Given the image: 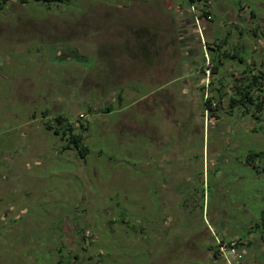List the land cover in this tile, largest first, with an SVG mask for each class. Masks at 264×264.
<instances>
[{
	"label": "rangeland",
	"instance_id": "rangeland-1",
	"mask_svg": "<svg viewBox=\"0 0 264 264\" xmlns=\"http://www.w3.org/2000/svg\"><path fill=\"white\" fill-rule=\"evenodd\" d=\"M217 43L245 61L214 76L212 112ZM254 64L264 0L2 2L0 264H228L222 238L232 264H264V158L245 160L264 113L227 97ZM60 116L86 158L46 129Z\"/></svg>",
	"mask_w": 264,
	"mask_h": 264
},
{
	"label": "trees",
	"instance_id": "trees-1",
	"mask_svg": "<svg viewBox=\"0 0 264 264\" xmlns=\"http://www.w3.org/2000/svg\"><path fill=\"white\" fill-rule=\"evenodd\" d=\"M9 0H0V8L2 7V2H8ZM45 2H60L63 3L66 0H41ZM198 1H207V0H189V3L192 5L196 4ZM238 4H242V0H237ZM208 11L204 8L201 12V17L208 16ZM213 52L212 55V66L210 68L212 79L208 82V89L204 85L203 88H206V94L203 95V105L209 111H215L217 107L213 106V103L218 100L219 102L224 99L225 91L224 88L229 84L228 81L222 80L221 78H214L216 74L221 73L224 68V64L228 61L237 60L238 62L244 63L243 57L235 54H230L226 49H223L221 44L217 43L216 48L211 47ZM205 66L202 68V73L204 77ZM231 89H233V94H227L229 98V106L231 109L236 108H244L246 112H254V116L258 117L260 120L262 118V114L264 113V65L261 68H258L257 65L254 66L246 65L238 75H232L231 78ZM211 87L210 94L209 87ZM105 111L113 110L112 107L104 108ZM46 129L54 130V133L60 135L62 139L67 140V144H65L66 149H77L78 155L81 158H86L90 153V147L85 143L84 137L82 133H75L74 126L71 122H69L64 117L60 116L59 120H57L56 125L47 124ZM256 156H261L264 158V150H253L250 153H247L245 158L246 163L256 167L255 158ZM256 227L260 230L261 236L264 238V212L262 214L261 222L256 225ZM222 241H231L225 240L222 238ZM238 245V242H237ZM219 253V245L216 248ZM224 258V257H223ZM225 260V259H224ZM58 264H72L71 260L62 262V260L58 261Z\"/></svg>",
	"mask_w": 264,
	"mask_h": 264
},
{
	"label": "built area",
	"instance_id": "built-area-1",
	"mask_svg": "<svg viewBox=\"0 0 264 264\" xmlns=\"http://www.w3.org/2000/svg\"><path fill=\"white\" fill-rule=\"evenodd\" d=\"M218 245H219V252L221 253V255L224 257V259L226 260V262L228 264H232V262L230 261V255L234 254L237 252V241L236 240H231L229 241H218ZM238 257H240V254L237 252ZM235 254V255H237Z\"/></svg>",
	"mask_w": 264,
	"mask_h": 264
},
{
	"label": "crops",
	"instance_id": "crops-1",
	"mask_svg": "<svg viewBox=\"0 0 264 264\" xmlns=\"http://www.w3.org/2000/svg\"><path fill=\"white\" fill-rule=\"evenodd\" d=\"M261 234V233H260ZM261 236V235H260ZM261 238H263L262 236H261ZM264 239V238H263ZM248 241H250V240H248Z\"/></svg>",
	"mask_w": 264,
	"mask_h": 264
}]
</instances>
